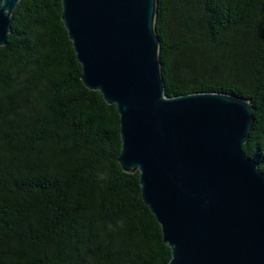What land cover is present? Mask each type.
<instances>
[{
  "label": "trees",
  "instance_id": "1",
  "mask_svg": "<svg viewBox=\"0 0 264 264\" xmlns=\"http://www.w3.org/2000/svg\"><path fill=\"white\" fill-rule=\"evenodd\" d=\"M60 0H19L0 46V264H167L121 170L118 116L81 83ZM164 95L250 102L241 149L264 174V0H155Z\"/></svg>",
  "mask_w": 264,
  "mask_h": 264
},
{
  "label": "water",
  "instance_id": "2",
  "mask_svg": "<svg viewBox=\"0 0 264 264\" xmlns=\"http://www.w3.org/2000/svg\"><path fill=\"white\" fill-rule=\"evenodd\" d=\"M19 0H0V46ZM80 81L118 116L117 162L170 251L167 264H264V174L243 154L249 101L164 95L155 0H60Z\"/></svg>",
  "mask_w": 264,
  "mask_h": 264
}]
</instances>
